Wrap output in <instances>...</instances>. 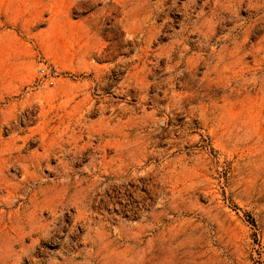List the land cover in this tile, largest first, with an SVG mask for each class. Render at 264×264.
I'll use <instances>...</instances> for the list:
<instances>
[{
  "label": "rangeland",
  "instance_id": "1",
  "mask_svg": "<svg viewBox=\"0 0 264 264\" xmlns=\"http://www.w3.org/2000/svg\"><path fill=\"white\" fill-rule=\"evenodd\" d=\"M0 264H264V0H0Z\"/></svg>",
  "mask_w": 264,
  "mask_h": 264
}]
</instances>
